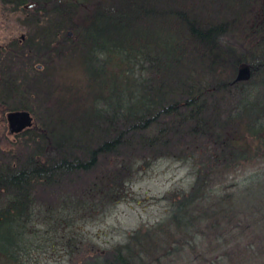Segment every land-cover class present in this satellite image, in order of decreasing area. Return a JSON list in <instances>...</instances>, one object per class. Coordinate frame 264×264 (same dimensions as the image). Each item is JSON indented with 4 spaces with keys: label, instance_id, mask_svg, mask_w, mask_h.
<instances>
[{
    "label": "trees",
    "instance_id": "obj_1",
    "mask_svg": "<svg viewBox=\"0 0 264 264\" xmlns=\"http://www.w3.org/2000/svg\"><path fill=\"white\" fill-rule=\"evenodd\" d=\"M249 1L0 0L11 12L36 5L25 11L34 35L0 50V105L31 113L33 95L46 104L36 79L26 82L36 76L30 66L82 47L92 85L101 84L75 116L65 118L64 107L56 114L65 119L33 116L36 127L16 135L20 155L0 156V264H29L50 238L72 257L82 239L77 220L106 214L157 156L187 165L188 188L163 195L157 225L79 264H264V39L246 57L226 39ZM83 4L91 9L80 17ZM249 16V28L264 31V9ZM115 53L119 73H106ZM241 61L250 77L236 81ZM104 164L111 167L100 172ZM37 191L58 203L37 205Z\"/></svg>",
    "mask_w": 264,
    "mask_h": 264
},
{
    "label": "rangeland",
    "instance_id": "obj_2",
    "mask_svg": "<svg viewBox=\"0 0 264 264\" xmlns=\"http://www.w3.org/2000/svg\"><path fill=\"white\" fill-rule=\"evenodd\" d=\"M254 5L258 7L255 8ZM85 7L83 4L77 8L78 16L88 15L87 10L91 9V6L87 5V8ZM4 8L0 5V50L6 49L10 42L13 40L18 41L20 35L29 32L27 25L23 26L26 20L25 15H21L19 11L11 12ZM261 9H264V0H252L251 3L249 1V6L247 5V8L242 11L244 14L240 24L233 26V28L230 27L227 33L226 39L229 46L242 57H246L247 53L257 52L256 46L261 43L258 42L260 41L259 37L262 40L264 39V31L257 30L256 32V30L249 28L250 24L248 25L249 15ZM259 22L260 20H258ZM257 28H260L259 24L256 25ZM67 31L71 32L70 29H67L64 33ZM72 35L63 36L71 38ZM129 42H132V39ZM69 46V42L59 44L64 52L68 50L67 47ZM31 55L40 58L35 52ZM85 55L86 49L82 47L81 54L71 53L69 56L66 53L61 61L57 57L56 60H52L51 65L50 62L48 64L43 62L42 58L38 62H34V67L36 64L44 65L43 71L40 73L35 70L37 75L28 76L26 82L31 81L29 78L36 79L35 83L37 84L33 83V89L37 92L38 99H43L45 95H49L50 101L41 104V107H39L40 104L38 105L34 100L35 95L31 96L28 102L31 105L32 116L42 117L41 113L44 112L45 118L50 117L55 118V120L68 118L77 106L86 105L93 93L100 90L98 87L101 84L92 85L94 77L90 75L88 70L89 60L86 59ZM28 57L31 58L32 56ZM112 60L113 63L107 64L105 71L106 73L118 74L121 67L117 65L118 57L116 53L113 55ZM89 63L95 65L92 61ZM241 63L246 62L241 61L238 66ZM7 107H9L8 104L0 105V110H2L0 111V156H3L7 162H12L14 158L20 155L16 149H20L23 137H18L9 132V125L6 121ZM62 107L64 109L61 111L62 114L66 115L65 118L61 114H56L58 108L61 109ZM71 116H75V114H71ZM57 125L54 122V127ZM35 127L36 124L33 121L31 128ZM24 153L22 155H25ZM158 157L154 160L151 159L152 161L147 167L138 169L132 181L126 185L125 196L118 203L111 206L106 214L103 216L98 215L97 218L92 219H82L83 217H80L77 220L78 223L74 226L80 229L82 239L78 240L79 245H77L76 250H73L72 257L66 253L67 247L65 248L62 243L55 244V240L50 238L47 244L41 246V249H34L29 258V264H79L83 257L85 258L91 253H102L104 250L124 243L127 235L132 231L140 230L144 232L147 228L157 225L158 222L166 218L165 211L168 208V203L162 199L163 195L167 191L187 189L192 177L187 165L176 160ZM110 164L112 165V162ZM110 164L101 165L99 171H105L106 166ZM99 171L93 172L87 178L86 184L87 181L94 180ZM84 182L80 186H83ZM62 188H66V186L63 185ZM36 193L35 202L37 205H43L47 202L58 203L54 195L50 193L47 194L45 191H37ZM58 195L59 193H55L56 197ZM49 196H52V199ZM46 234L48 237L53 235V233Z\"/></svg>",
    "mask_w": 264,
    "mask_h": 264
},
{
    "label": "water",
    "instance_id": "obj_3",
    "mask_svg": "<svg viewBox=\"0 0 264 264\" xmlns=\"http://www.w3.org/2000/svg\"><path fill=\"white\" fill-rule=\"evenodd\" d=\"M250 77L249 65L242 63L238 67V72L236 75V81L247 80ZM9 123V132L18 133L25 128H28L32 124V117L30 113L26 110L13 111L10 112L7 116Z\"/></svg>",
    "mask_w": 264,
    "mask_h": 264
},
{
    "label": "flooded vegetation",
    "instance_id": "obj_4",
    "mask_svg": "<svg viewBox=\"0 0 264 264\" xmlns=\"http://www.w3.org/2000/svg\"><path fill=\"white\" fill-rule=\"evenodd\" d=\"M36 8V5L34 4V3H31V4H29V3H27V4H25V5H23V7H22V9L24 10V11H19L20 13H21V15H25V18L26 19H30V18H32L33 17V15H31V16H29V13L30 12H26L25 13V11H27V10H32V9H35ZM35 16V15H34ZM21 17V16H20ZM26 21V20H25ZM25 21H24V23H23V26H25ZM27 30L29 31V29L27 28ZM28 34L31 36V35H34V33H30V32H26V34H22V35H20V37H19V39H18V42L19 43H22V42H26V40H27V37H28ZM65 35H67V36H71L72 35V33L71 32H69V31H67L66 33H64ZM57 38H59L60 37V34L59 33H57ZM69 38V37H68ZM43 66L44 65H42V64H36V66L34 67V65L32 64V66H30V69H29V71L30 72H32V71H34L35 72V70L37 71V72H42L43 71ZM35 75H37V73L35 72Z\"/></svg>",
    "mask_w": 264,
    "mask_h": 264
}]
</instances>
